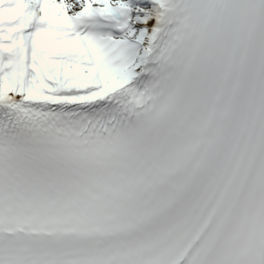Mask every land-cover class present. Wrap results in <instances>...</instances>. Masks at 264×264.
<instances>
[{
  "label": "snow or ice",
  "instance_id": "obj_1",
  "mask_svg": "<svg viewBox=\"0 0 264 264\" xmlns=\"http://www.w3.org/2000/svg\"><path fill=\"white\" fill-rule=\"evenodd\" d=\"M0 264H264V0H0Z\"/></svg>",
  "mask_w": 264,
  "mask_h": 264
}]
</instances>
